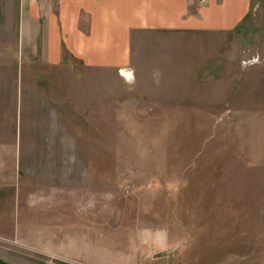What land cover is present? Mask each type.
<instances>
[{
	"label": "rangeland",
	"instance_id": "1",
	"mask_svg": "<svg viewBox=\"0 0 264 264\" xmlns=\"http://www.w3.org/2000/svg\"><path fill=\"white\" fill-rule=\"evenodd\" d=\"M16 6L0 0V161L15 130L21 183L0 205L25 224L0 230V255L264 264V0L235 32L141 41L146 81L22 53Z\"/></svg>",
	"mask_w": 264,
	"mask_h": 264
},
{
	"label": "crops",
	"instance_id": "2",
	"mask_svg": "<svg viewBox=\"0 0 264 264\" xmlns=\"http://www.w3.org/2000/svg\"><path fill=\"white\" fill-rule=\"evenodd\" d=\"M199 2L17 0L20 51L27 53L34 48V52H39L41 48L48 65H60L71 56L90 68H110L115 72L135 70L138 80L146 81L150 70L158 67L154 59L146 57L155 51H143L141 41L159 33L235 32L248 20L252 4V0H205L202 5ZM152 85L159 86L154 81L149 86ZM6 147L11 154L7 161H0V201L11 199L10 193L17 192L21 183L15 169L21 163L17 160L15 130L12 142ZM16 212L8 211V205H0V230L23 227L25 223L20 224ZM7 215H13L14 220H8ZM14 223H18L17 228Z\"/></svg>",
	"mask_w": 264,
	"mask_h": 264
},
{
	"label": "water",
	"instance_id": "3",
	"mask_svg": "<svg viewBox=\"0 0 264 264\" xmlns=\"http://www.w3.org/2000/svg\"><path fill=\"white\" fill-rule=\"evenodd\" d=\"M165 253L166 252H158V253H156V256L164 255ZM0 264H15V263L8 262V261H6L0 257Z\"/></svg>",
	"mask_w": 264,
	"mask_h": 264
},
{
	"label": "built area",
	"instance_id": "4",
	"mask_svg": "<svg viewBox=\"0 0 264 264\" xmlns=\"http://www.w3.org/2000/svg\"><path fill=\"white\" fill-rule=\"evenodd\" d=\"M202 1H204V0H202Z\"/></svg>",
	"mask_w": 264,
	"mask_h": 264
}]
</instances>
